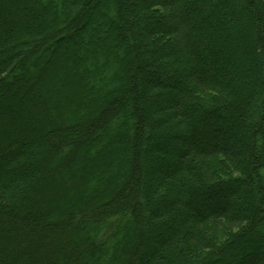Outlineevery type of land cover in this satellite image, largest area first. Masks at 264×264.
Segmentation results:
<instances>
[{
  "label": "trees",
  "instance_id": "obj_1",
  "mask_svg": "<svg viewBox=\"0 0 264 264\" xmlns=\"http://www.w3.org/2000/svg\"><path fill=\"white\" fill-rule=\"evenodd\" d=\"M102 15L111 44L104 60L84 61L95 42L74 44ZM129 33L150 61L119 48ZM62 39L71 42L61 50ZM261 55L264 0H0V264H100L105 253L108 264H264V74H252ZM147 67L141 92L134 74ZM104 74L119 84L102 88ZM67 82L95 96L93 114L70 118L75 95L55 92ZM223 124L240 127L248 157L222 143ZM131 146L123 181L110 175L98 190L94 174ZM141 164L154 174L142 178ZM248 184L241 212L230 203ZM124 197L136 204L131 221ZM220 198L231 202L212 208Z\"/></svg>",
  "mask_w": 264,
  "mask_h": 264
},
{
  "label": "rangeland",
  "instance_id": "obj_2",
  "mask_svg": "<svg viewBox=\"0 0 264 264\" xmlns=\"http://www.w3.org/2000/svg\"><path fill=\"white\" fill-rule=\"evenodd\" d=\"M104 1H105V3L106 2L108 3L109 0H104ZM244 4L245 3L242 2L240 6H243ZM60 13H63V11L60 12ZM62 15L63 14H58V16L63 18ZM95 20L98 22L97 23L98 24V29L95 30V32H93L94 30H91V27H93L96 24L95 21L91 22V27L89 26V27L86 28V34H88L90 36V40L88 42H86V41L85 42H80V43L76 42V44H74V45H76L75 51H77V50H81L82 47L90 48L91 45L92 44L94 45V42H95V45H94L95 46V53L92 54V56H90V55L86 56L85 55V50H81L82 56H84V61L91 60L92 58H95L96 56L100 57V59H101V54L103 55V53L105 52V49H104L105 46H107L108 44L109 45L111 44V38L112 37L110 35L113 33V36H114V30L111 31L112 27L110 28L108 26L109 27L108 30H106V28H105V26L109 25V23H110L106 19L105 15L96 16ZM61 23L63 24L64 21L62 20ZM120 28H122V22H121V27ZM237 28L238 27H235V29H237ZM235 29H234V31H235L234 34L236 35L237 31ZM126 31L128 32V30H126ZM42 32H43V30L40 33L42 34ZM57 34H60V33H57ZM95 34L99 36L98 39H96ZM129 34H130L128 36L129 40H127L128 42L125 41L124 43H121L120 45H118L119 48L123 49L125 53L129 52L130 54H132L135 57L136 62H139V58H141V59L147 58L150 61L149 57H145V55H143L144 57H141L140 55L137 54V49H136V47L134 45V40L131 39L132 38L131 33H129ZM135 35H137V33H135ZM228 39H229V37L226 34L223 37L220 36V42L223 45V47L227 45L225 43H228ZM70 42H71L70 39H68V40L62 39V40L58 41L55 44V46H57V48L61 49L65 44L70 43ZM39 47H40L39 44H37L36 46L27 47L26 56L27 57L30 56L32 54V52L37 54L40 51ZM53 47H54V45L50 44L49 49L44 51L45 52L44 56L46 58H49L50 57L49 54H52V52H53L52 48ZM78 53H79V51H78ZM136 55H138V56L136 57ZM112 58H113L112 59L113 61H116V63H117L116 65L119 67L120 63H121V60L117 59L115 55H112ZM261 59H264L263 55H261ZM101 60H104V59H101ZM106 64H108V66H110L112 63L109 62V63H106ZM103 65H105V61H104ZM126 66L128 67L129 65L126 64ZM234 66L230 65L228 71L229 70L230 71L231 70L235 71L237 68L234 67ZM244 67H246V65H244ZM149 69H150V67H147V68H144V69L142 68V69H139L134 74V77L137 78L140 81L141 92L146 90L147 87H148V82H146V80H145V75L147 74ZM262 69H263V71H262ZM262 69H261V72L260 71L258 72L257 69L254 68V70L252 71V74H254V75L258 74V76L260 77L262 74H264V68H262ZM34 70H36V67L34 68ZM134 70H135V68L133 69V71ZM66 71H67V73H66L65 76L70 74V73H68V71L73 72V68H66ZM214 72H216V71L214 70ZM107 78H108L107 74H104L102 79L103 80L105 79L104 80L105 82H104V86L102 88H107V87L110 86V84L111 85H118L119 82H120V80L117 79V78L114 81L109 82V81H107ZM70 91H72V94L75 95L74 94V88H71L69 86V83L67 82V86H65V87L64 86H62V87L59 86L56 89L55 92L60 95L62 93L65 94V93H68ZM102 91H104V89ZM75 93H77V95H75L74 100H75L76 104H78V106L76 107V109L74 111L73 110L70 111V115L69 116H70L71 119H73V118L79 119V115H83V114L88 115L90 113L93 114L95 112V110H97V106H96V103H95V96H91V94L86 93L85 90L83 91V90H78L77 89V91ZM63 98H64L63 100H65V97H63ZM61 102H63V101H61ZM138 102H139V99L136 100V101L133 100L132 102H129V104H131V105L127 106L125 115H119L118 119L122 120V118H124V116L128 115L127 114L128 111H130V113L133 114V111H131V108H136V105H137ZM222 126H223L222 127V134H221L222 135V137H221L222 143L230 144L231 146H233L234 150L240 152L244 158L248 157L249 154L246 152V150H244V147H243L244 142H245V135L242 133V130H240V127L237 126V125H233V124H223ZM118 127H119V125H118ZM119 128H121V126ZM132 129H135V125H132ZM152 129H153V127H151V131H152ZM71 133H73V132H71ZM74 134H75V132H74ZM74 134H72V137H77ZM106 138H108V134H102L101 140L103 141ZM148 139H149V136H146V139L144 140L145 144L149 143ZM133 148L134 147L131 146L129 149H127L126 147L123 148L122 151H120V150H116L115 151L114 150L115 158H113V160L109 164H107L106 166H102L101 169L94 174V177H93L94 179L96 177V174H97V176L99 178V180L97 181V186H96V188L98 190H103L104 187H107V188L109 187V184H110V179L109 178L111 177L110 175H113L115 177V180L118 183L123 181V179L125 178V169L123 167V162L124 161L126 162V160H128V158H130L132 156L131 152H132ZM141 166L142 167L143 166L146 167V169L144 170V175H142V178H143V176L147 178V177L150 176V174L151 175L154 174L152 169H150L151 167H147L146 165H143V164H141ZM78 185L80 186V188H83L82 183H79ZM251 189H252L251 184H248V186H246V188L244 190H242L241 193H239L237 196H235L232 199V202L230 201V198L229 199H227V198H225V199H223V198L217 199V201H214L215 203L212 204V208L216 209V208H218V206L225 208V207H227V205L225 204V201L229 200V203L231 202L230 204L233 203V205H235V204L238 205V210H240L241 212H245L247 210L246 200L249 197V193H251ZM82 192L83 191L81 189H77V190H75L72 193V197H75L79 193H82ZM124 198H125V201L126 200H129V201L126 202L127 204H125V206L122 205L121 210L124 212L126 219L128 221H131L132 219H135V212H134L135 208L134 207H135L136 204H134L133 207L130 208V204L132 205L133 197H130V198L124 197ZM117 199L121 200L119 197ZM143 200L145 201V199H143ZM233 205H231V206H233ZM111 206H115V204H112ZM95 214L96 215L94 216V219H96L98 217V213L96 212ZM128 227H129V231H128L129 232V236H132L131 232L135 233L136 230L138 229V227H140V224L138 225V223L136 221L131 222V223L129 222ZM256 231H257V235L259 237V240H258V242L256 244H258V248H260L261 252H263V255H264V232H263V229L261 227H257ZM133 238L134 237H131V239H133ZM261 242H262V244H261ZM125 256H126V254L122 253V257L125 258ZM243 257L244 258L246 257L243 260L245 261V263H247V261L249 259H255L256 256L252 253L250 255L246 254ZM111 261H112L111 254H109V253L106 254L105 253L104 255L101 256V261H100L101 263L100 264H108ZM139 262H141V259L138 261V264H139ZM115 264H119V263L115 262Z\"/></svg>",
  "mask_w": 264,
  "mask_h": 264
}]
</instances>
